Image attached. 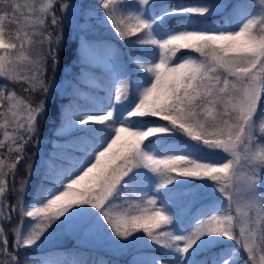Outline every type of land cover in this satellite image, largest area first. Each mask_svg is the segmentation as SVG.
<instances>
[{
    "label": "snow or ice",
    "instance_id": "6c2138e0",
    "mask_svg": "<svg viewBox=\"0 0 264 264\" xmlns=\"http://www.w3.org/2000/svg\"><path fill=\"white\" fill-rule=\"evenodd\" d=\"M0 5V264H89L29 255L66 234L134 250L129 264H264V0ZM98 24L127 52L89 39ZM69 28L85 72L104 74L58 109L45 141L59 91L48 61L55 74Z\"/></svg>",
    "mask_w": 264,
    "mask_h": 264
},
{
    "label": "rangeland",
    "instance_id": "374dc122",
    "mask_svg": "<svg viewBox=\"0 0 264 264\" xmlns=\"http://www.w3.org/2000/svg\"><path fill=\"white\" fill-rule=\"evenodd\" d=\"M86 2L91 3L93 5L96 4L97 0H86ZM169 4L174 5L177 3V0H167ZM184 2L188 3L191 2V0H184ZM233 3H250L251 0H232ZM258 3V0H257ZM101 13H103V9L99 10ZM57 13H58V5H57ZM59 15V14H58ZM68 38L70 41L73 42V48L74 52L72 55V61L67 66H62L60 69L61 75L59 77H51L49 76V80H55L57 84L59 85V91H57L55 94L57 95V107H56V114H58V109L61 107H64L66 105H69L67 100H70L72 103L76 102V96H75V90H79L81 95L87 94L92 92V88L90 85L94 84V81L91 79L92 76L100 78L98 73L96 72L95 68H99V70H104L101 67H93L89 68L86 72L85 69L82 67L80 58H79V34H77L75 37L72 34V29H67ZM89 39L97 40V41H105L112 43L115 47H118L121 51L127 52V48L124 46L123 41L119 39L117 34L115 33L114 29H112L109 25L105 24H98L94 27L93 30H91L88 34ZM104 37V38H102ZM117 39L120 43L115 42L113 39ZM193 55H198L196 53H192ZM82 73H85L82 75ZM0 83H4L3 80H0ZM13 87V86H12ZM100 95L99 93H97ZM73 97L71 99L70 97ZM80 103H83V101H79ZM89 114H103L102 112H90ZM152 119H158V118H152ZM56 124L53 126V124L47 123L46 120L41 121V136L44 138L45 141H50L52 138H54L53 129L58 125V115L55 119ZM55 123V122H54ZM32 147V146H29ZM28 147V148H29ZM34 147V146H33ZM41 147H44V150H41L42 154H46L51 149L50 143H42ZM35 148V147H34ZM36 149V148H35ZM40 155L36 156V162L39 163ZM219 195V194H218ZM13 239V238H12ZM59 242H66V243H73L85 246L88 249H93L94 251H97L98 253H110L113 257H124L126 256L128 260H132L133 256L136 255V252L134 250H130L125 254H118L111 250H109L107 247H97L93 244H90L88 242H80V238L74 235H61L57 236L49 241H47L44 245H42L40 248L48 247L51 245H58ZM38 248V249H40Z\"/></svg>",
    "mask_w": 264,
    "mask_h": 264
},
{
    "label": "trees",
    "instance_id": "16d2710c",
    "mask_svg": "<svg viewBox=\"0 0 264 264\" xmlns=\"http://www.w3.org/2000/svg\"><path fill=\"white\" fill-rule=\"evenodd\" d=\"M91 1V0H90ZM20 3H24L25 0H19ZM2 6V5H0ZM59 14V12L57 13ZM214 19H218V17H214ZM172 24H175V21H172ZM65 42L64 44L61 46L60 49V56H59V65L58 68L55 72V74H53L52 71V64L51 61H48V67H47V77L46 79L49 80L51 77H59L61 75L60 69L61 67L67 66L69 65V63L72 61V55L74 52V48H73V42L72 40L70 41V39L68 38V34H67V29L65 30ZM115 42L120 43L116 38L113 39ZM39 49H34L33 51V55L36 54V52ZM96 72L98 73V75L100 76V78L103 77L104 74V70H99V68H95ZM50 76V78H49ZM13 87H15L17 92H20L21 90V86L20 85H12ZM99 94L102 96L104 93L101 91L99 92ZM43 96V93H36L34 96V99L36 101H39V99H41ZM71 99H73V97H70ZM53 98L50 97L49 98V102L51 103V108L50 111L48 113L47 116V123L49 124H53V126H55L56 121L55 119L57 118L56 114V107H57V95H54V102ZM68 104L72 103L70 100H67ZM55 122V123H54ZM0 139H2V136H0ZM41 150H44V147H41ZM36 151V149L32 146L26 149V153L27 155H32V153H34ZM27 163V161H25L24 163H22L19 166L18 169V176H17V181H19L20 179L24 178V174H25V164ZM38 164V163H37ZM39 177H34L32 180V185L33 187H36L39 184ZM17 187H19V184L17 183ZM16 200V197L13 195L10 197V199L8 201H6V203H14ZM14 215V219L11 225L9 224H4L3 227L5 229L6 233H10L11 228L13 227H19V218L17 216ZM9 242H11L12 240V236L9 235L8 236ZM11 251V247L9 249ZM30 256H39L42 258H47V257H57L60 259H71L73 256L79 257V258H83L89 261V264H91V261L93 260H99V259H104L106 261L109 262V264H129L130 260L127 259L126 256L124 257H116V256H112L110 253H98L97 251H94L93 249H88L85 246L82 245H78V244H73V243H66V242H59L58 245H51L48 247H43L40 249H36L33 252L29 253ZM240 264H247V258L246 256L241 253L240 257Z\"/></svg>",
    "mask_w": 264,
    "mask_h": 264
}]
</instances>
